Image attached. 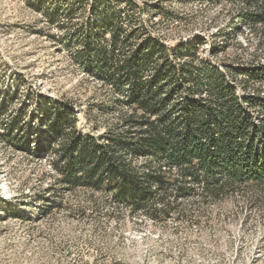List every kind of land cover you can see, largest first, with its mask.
<instances>
[{"label":"rangeland","instance_id":"1","mask_svg":"<svg viewBox=\"0 0 264 264\" xmlns=\"http://www.w3.org/2000/svg\"><path fill=\"white\" fill-rule=\"evenodd\" d=\"M96 1L0 0V201L6 202L0 204V264H264V195L238 193L214 203L198 190L169 217L156 219L100 195L91 201L83 190L49 196L54 155L18 152L8 140L7 127L24 109L22 126L31 134L30 97L37 93L75 106L83 133L99 137L119 123L126 109L112 108L118 91L88 73L81 57L111 46L109 34L83 44L93 22L114 20L118 44L144 25L141 39L152 34L168 49L204 41L198 63L264 64L261 28L244 26L226 39L224 53H210L215 33L227 29L232 4L226 0H103L94 12ZM5 93L12 95L4 100ZM250 93L264 99V80L253 82Z\"/></svg>","mask_w":264,"mask_h":264},{"label":"trees","instance_id":"2","mask_svg":"<svg viewBox=\"0 0 264 264\" xmlns=\"http://www.w3.org/2000/svg\"><path fill=\"white\" fill-rule=\"evenodd\" d=\"M226 1L232 4L229 21L215 33L213 57L226 51V39L241 35L242 27L264 29V0ZM103 4L94 2L91 10ZM101 22L90 24L83 44L109 34L110 48L82 51L81 57L88 73L122 95L112 100V108L126 109L119 123L99 137L83 133L75 106L37 93L30 97L33 133L26 136L27 123L22 126L25 109L7 127L16 151L54 155L53 181L44 193L83 190L91 201L100 195L115 207L156 219L169 217L198 190L214 203L238 193L263 196L264 99L250 90L264 80V64L198 63L204 41L168 49L152 34L141 39L148 32L144 25L118 44L114 20ZM11 95L5 93L4 100ZM258 110L262 118L254 115Z\"/></svg>","mask_w":264,"mask_h":264}]
</instances>
